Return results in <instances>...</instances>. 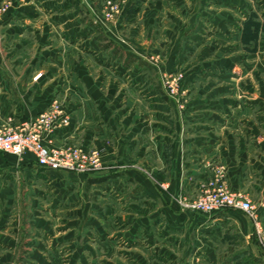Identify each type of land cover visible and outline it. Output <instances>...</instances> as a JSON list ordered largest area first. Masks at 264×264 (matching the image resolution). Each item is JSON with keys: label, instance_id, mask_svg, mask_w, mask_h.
Returning a JSON list of instances; mask_svg holds the SVG:
<instances>
[{"label": "crops", "instance_id": "1", "mask_svg": "<svg viewBox=\"0 0 264 264\" xmlns=\"http://www.w3.org/2000/svg\"><path fill=\"white\" fill-rule=\"evenodd\" d=\"M9 1L0 124L58 99L69 125L44 142L95 149L104 169L49 170L31 153L0 152V264H64L63 252L66 264H264L244 213L204 215L173 200L194 197L222 167L264 225V0H253L258 10L247 0H125L113 21L107 0ZM175 74L182 111L163 86Z\"/></svg>", "mask_w": 264, "mask_h": 264}, {"label": "built area", "instance_id": "2", "mask_svg": "<svg viewBox=\"0 0 264 264\" xmlns=\"http://www.w3.org/2000/svg\"><path fill=\"white\" fill-rule=\"evenodd\" d=\"M125 0H107L103 18L113 21L120 13L121 3ZM11 7L9 0H0V14ZM182 74H175L163 79L165 93L179 108L185 105L184 92L180 88ZM70 116L62 103L53 99L48 107L29 121L16 123L7 118L0 124V152L15 156L31 153L38 166L49 170H63L76 174H88L104 169L100 154L95 149L84 150L77 146L53 147L44 142L47 133L69 125ZM174 201L184 210L210 215L226 210L241 211L251 221L253 236L264 253V225L249 198L242 192H232L225 183L224 169L217 167L212 177L204 183L194 197L177 196ZM195 264H210L201 258Z\"/></svg>", "mask_w": 264, "mask_h": 264}, {"label": "rangeland", "instance_id": "3", "mask_svg": "<svg viewBox=\"0 0 264 264\" xmlns=\"http://www.w3.org/2000/svg\"><path fill=\"white\" fill-rule=\"evenodd\" d=\"M248 1V3H249V5L251 6V7H253L254 9H257L258 10V5H257V3H256V1H253V0H247ZM260 8V7H259ZM260 12V11H259ZM260 16V15H259ZM243 18L244 19H246V16L244 15L243 16ZM261 19H263L262 20V22L261 23H259V24H257L258 25V28L259 29H261L262 31H263V33H264V17H262L261 16ZM261 59L264 61V53H262L261 54ZM180 88H181V84H180ZM108 193V191H106V194ZM109 194V193H108ZM173 200H174V198H173ZM175 202V201H174ZM176 203V202H175ZM177 204V203H176ZM178 205V204H177ZM20 210H19V217H20V219H19V223L17 224V226H18V229H19V233H21V238L22 237H24L23 236V234L24 233H27V232H29L30 230H29V228L27 227V225H26V208H24V202H20ZM179 206V205H178ZM180 207V206H179ZM181 208V207H180ZM184 210V209H183ZM118 226V225H117ZM120 226V225H119ZM89 228H91L90 227V225H89ZM114 243L116 244V248L117 249H120V248H123V243H122V241H120V239H115V241H114ZM93 245V249H95V248H97L95 245L96 244H92ZM106 248V247H105ZM104 251V250H103ZM108 251V250H107ZM63 254H65V252H63L62 253V255ZM61 255V261L64 263V264H66V260H67V258L66 257H64V256H62ZM102 256V255H101ZM86 258H87V261L89 262V264L91 263L90 262V260H91V258H93L91 255H86ZM111 259H112V257L111 258H109L108 256H103V257H101V261L102 262H100V264H106L107 262H110L111 261ZM196 259V258H195ZM203 261H205V259H203V258H201ZM105 260V261H104ZM131 264H137L136 262H134V260H132L131 259ZM205 262H208V261H205ZM208 263H210V262H208ZM98 264V263H97ZM193 264H195V262L193 263ZM210 264H213V263H210Z\"/></svg>", "mask_w": 264, "mask_h": 264}]
</instances>
